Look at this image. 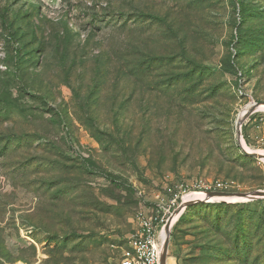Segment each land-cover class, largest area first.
<instances>
[{
    "label": "rangeland",
    "instance_id": "1",
    "mask_svg": "<svg viewBox=\"0 0 264 264\" xmlns=\"http://www.w3.org/2000/svg\"><path fill=\"white\" fill-rule=\"evenodd\" d=\"M262 101L264 0H0V264H118L169 188L264 191L236 130ZM237 213L180 222L168 264H264Z\"/></svg>",
    "mask_w": 264,
    "mask_h": 264
},
{
    "label": "built area",
    "instance_id": "2",
    "mask_svg": "<svg viewBox=\"0 0 264 264\" xmlns=\"http://www.w3.org/2000/svg\"><path fill=\"white\" fill-rule=\"evenodd\" d=\"M226 187L221 182L212 184L201 181L192 188L182 184L177 190L169 188L168 198L158 196V202L152 209L141 206L135 217L137 229L129 238L128 247L122 251L118 264H162L163 248L167 239L166 226L176 210L187 203L185 198L196 193L205 195L209 191H222ZM181 216L175 223L174 220L172 222L170 242L173 240V228Z\"/></svg>",
    "mask_w": 264,
    "mask_h": 264
},
{
    "label": "water",
    "instance_id": "3",
    "mask_svg": "<svg viewBox=\"0 0 264 264\" xmlns=\"http://www.w3.org/2000/svg\"><path fill=\"white\" fill-rule=\"evenodd\" d=\"M262 106H264L263 101L248 106L247 107L248 110H247L246 114L243 116L242 119L239 118L237 123H236L237 137H238L239 143L242 147L244 154L249 156V157L259 159V160H264V154L249 152L243 146V143H242V140H243L242 127H243V124L245 123V121L250 116H252L253 114L260 111ZM232 197L241 199L240 201H243V202H254L258 199H264V191H258V192H254L251 194L223 192V191H209V192L205 193L204 198H197V199H194V200L187 202L184 205H181V207L176 210V212L174 213V216L170 219V221L168 222V224L166 226L167 239L165 241L164 248H163L162 264H168V259H169L168 256H169V250H170V244H171V242H170L171 225H172V222L177 215H179V214L183 215L188 207L195 205V204H199V203H232V202H228V200H226V198H232ZM218 199H220V200H218Z\"/></svg>",
    "mask_w": 264,
    "mask_h": 264
},
{
    "label": "trees",
    "instance_id": "4",
    "mask_svg": "<svg viewBox=\"0 0 264 264\" xmlns=\"http://www.w3.org/2000/svg\"><path fill=\"white\" fill-rule=\"evenodd\" d=\"M231 63H232V65H234V59H232ZM111 180L113 183H115V184L117 183V181H115L113 178H111ZM263 203H264V201L260 200V201L252 202L249 204H236L234 206H232L231 204H227V203H199V204H195V205H192V206L187 208L186 213H184L181 216V218L179 219L178 223L174 226V228L180 222L187 220L189 217H200V216H202L201 212L211 213V217H212L213 222L215 224H219V223H221L222 218L224 217L222 215L223 211L226 215H228L230 213V210L238 209V213H237L238 222L236 224L235 233H236L237 240L240 241L242 238L245 239V237H246L245 227L249 226V223L252 224L251 227H253V229H255L254 228L255 226H259V225L263 226L264 225V208H263L262 214L258 217V219H256L253 222V217L257 213V212L255 213V211H257V210H255V208L258 205H261ZM242 208L252 209L249 211V214H248L249 218L248 219L244 217L246 215V213H245V210H243ZM174 228H173V233H172L173 240H174ZM245 241H247V240H245Z\"/></svg>",
    "mask_w": 264,
    "mask_h": 264
},
{
    "label": "bare ground",
    "instance_id": "5",
    "mask_svg": "<svg viewBox=\"0 0 264 264\" xmlns=\"http://www.w3.org/2000/svg\"><path fill=\"white\" fill-rule=\"evenodd\" d=\"M262 109H264V106H262L261 107V109L260 110H262ZM247 110H248V108L243 112V114L241 115V119L243 118V116L246 114V112H247ZM242 143H243V146L245 147V148H247V146L245 145V143H244V139L242 140ZM258 154H264V152H257ZM194 194H192V195H190V196H188V197H186L185 198V201L186 202H188V201H190V197H192ZM197 198H204V194H196L194 197H193V199H197ZM218 200H220V199H218ZM226 200H228V202H231V201H235V200H238V201H240L241 199H238V198H235V197H232V198H226ZM179 216H180V214L179 215H177L176 217H175V219H174V223L178 220V218H179ZM170 264H174L175 262L173 261V260H171L170 259Z\"/></svg>",
    "mask_w": 264,
    "mask_h": 264
}]
</instances>
